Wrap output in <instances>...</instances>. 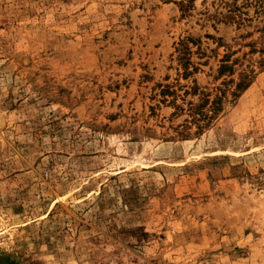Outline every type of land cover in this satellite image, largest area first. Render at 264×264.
I'll use <instances>...</instances> for the list:
<instances>
[{
  "label": "rangeland",
  "instance_id": "374dc122",
  "mask_svg": "<svg viewBox=\"0 0 264 264\" xmlns=\"http://www.w3.org/2000/svg\"><path fill=\"white\" fill-rule=\"evenodd\" d=\"M219 13L0 0V264H264V16Z\"/></svg>",
  "mask_w": 264,
  "mask_h": 264
},
{
  "label": "trees",
  "instance_id": "16d2710c",
  "mask_svg": "<svg viewBox=\"0 0 264 264\" xmlns=\"http://www.w3.org/2000/svg\"><path fill=\"white\" fill-rule=\"evenodd\" d=\"M178 5L183 16H188L196 8L197 0H170ZM222 5V13L217 16L220 20L226 23H237L239 25L245 24L247 21H251L254 17H251V9H254V15L256 17L264 16V0H220ZM220 16V17H219ZM191 40V39H190ZM179 52V61L184 67V76L189 77L192 75L190 70L192 50L189 47V43L182 40L177 47ZM234 72L233 66L229 64L222 65L220 69V75L232 74ZM252 83V79L249 74L242 75L240 82L236 84V88L232 91L234 96H238L242 91H245ZM169 92V91H168ZM187 94L193 96L199 95L200 102L198 104H192L190 108L192 121L189 123L198 126V134L202 133L204 129L210 126L211 122L217 118L218 114L223 109V104L226 91L222 90L221 93H217L215 97L207 91L201 90L198 85H194L190 90L186 91Z\"/></svg>",
  "mask_w": 264,
  "mask_h": 264
}]
</instances>
